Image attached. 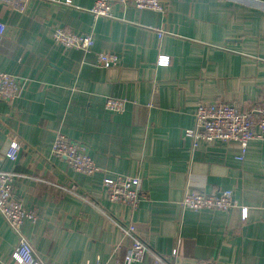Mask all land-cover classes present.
I'll use <instances>...</instances> for the list:
<instances>
[{"label":"crops","instance_id":"0c3cea01","mask_svg":"<svg viewBox=\"0 0 264 264\" xmlns=\"http://www.w3.org/2000/svg\"><path fill=\"white\" fill-rule=\"evenodd\" d=\"M93 3L0 6V72L22 84L18 99L0 100V170L18 176L13 194L36 216L22 233L37 260L121 264L133 224L152 253L180 248L178 264H264V141L249 142L238 161L236 143L192 151L184 137L200 103L243 111L264 103V0H167L162 13L112 4L111 17L96 20ZM57 28L90 35L92 48L64 49L52 39ZM101 52L120 62L98 67ZM160 56L168 65H157ZM108 97L124 100V112L105 110ZM57 133L85 144L99 171L82 175L54 157ZM115 175L141 178L136 209L108 201L102 179ZM227 190L236 205L228 211L177 207L184 193ZM17 241L0 214V264H17Z\"/></svg>","mask_w":264,"mask_h":264},{"label":"built area","instance_id":"2783aa9c","mask_svg":"<svg viewBox=\"0 0 264 264\" xmlns=\"http://www.w3.org/2000/svg\"><path fill=\"white\" fill-rule=\"evenodd\" d=\"M31 0H0L3 8L25 13L28 3ZM52 4L72 7V0H41ZM167 0H94L90 9L93 19L110 18L111 5H132L137 10H148L162 13L165 10ZM5 24L0 23V37L5 31ZM161 35V33H159ZM52 39L64 49H76L88 53L93 46L94 40L90 35H76L69 29L57 28L52 32ZM120 62L114 53L101 52L96 56V64L103 69L115 67ZM169 58L160 56L157 65L166 66ZM22 94V84L12 74L0 72V100L6 103L18 99ZM126 102L122 99L108 97L104 101L105 110L112 113H122L125 110ZM184 137L190 142L191 150H195L200 142L210 143L220 141L224 143H236L240 154L238 161L244 159L248 143L251 141H264V103L255 109L243 111L238 106L223 102L213 104L197 105L193 113V126L184 131ZM19 146L11 142L5 157L13 162L17 159ZM51 154L64 160L68 167L82 175H92L99 171L88 154V147L78 141L67 138L57 133L51 145ZM17 175L0 170V214L17 236V246L12 253V258L17 264H42L37 260L36 255L29 241L22 233L24 221L33 222L36 216L33 211H27L21 199L14 196V185ZM139 176L115 175L104 177L102 186L106 192L107 199L111 203H120L136 209L140 202ZM71 187V191H75ZM233 193L221 191L219 193L206 194L202 192L184 193L177 202L180 212L201 210L228 211L235 207ZM247 208L241 207V219L247 217ZM124 233L129 239V247L126 250L121 264L142 263L150 258L149 264H178L175 262L181 256L180 248H174L170 255L161 256L152 253L145 243L137 235L133 224L124 227ZM196 264H216L209 260H200Z\"/></svg>","mask_w":264,"mask_h":264}]
</instances>
